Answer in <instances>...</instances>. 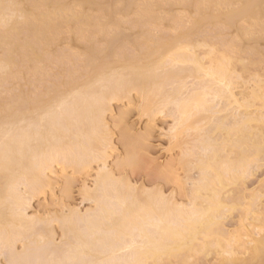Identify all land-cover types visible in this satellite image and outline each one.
Segmentation results:
<instances>
[{"label":"bare ground","instance_id":"bare-ground-1","mask_svg":"<svg viewBox=\"0 0 264 264\" xmlns=\"http://www.w3.org/2000/svg\"><path fill=\"white\" fill-rule=\"evenodd\" d=\"M5 2L8 0H0V4ZM15 2L28 6L29 12L35 11L40 16V21L38 24L22 27L15 37L9 38V46L19 44V48L17 54L8 57V62L13 66L12 71L7 76L0 71V92L7 87L5 95L0 96V257L5 256L4 261L48 264L61 259L106 260L112 256L113 236L130 233L137 218L153 232L155 228L151 226L159 221L174 230L187 226L189 212L187 209L171 206L170 201L174 197L170 192L168 196L163 194L169 201L165 202L158 193H152V188L137 189L129 180L128 173L125 175L122 170L117 171L115 177L110 174L102 175L97 183L94 169L95 172L90 178L91 203L81 194L83 181L81 182L78 189L81 201L90 205L85 210L66 205L65 198L59 207H56V203L51 205L60 208L59 211L53 212L51 209L43 212L46 208L44 207L40 211L43 214L38 213L40 215H29L27 212L30 202L41 196L43 189L53 191L57 184L64 182L63 168L60 175L58 173L60 177L53 175L50 170L45 172L44 167L50 157L55 153H60L62 157L67 156L70 172L73 165L88 160L98 147L97 134L101 125L103 128L109 127L106 118L112 113V103L125 99L131 103L132 93L139 98L140 94L152 95L154 99L159 90L163 89L165 97L171 96L180 101L182 109L191 118V126L195 128L199 125L207 129L203 140L193 133L189 141L185 142L192 149L203 152L208 148L209 138L222 152L226 150L228 153L241 154L250 145L259 148L261 132L258 104L250 117L257 123L246 129L230 131L235 124L234 119L225 126L224 120L229 117H222L215 109L206 113L198 110L195 95L198 88L194 86L198 77L190 68L157 72L155 65L161 55H166L180 41L207 45V52L204 48L198 51L201 56H212L208 61L212 65L219 57L210 50L218 44L217 37L224 33L228 42L236 49L234 67H240L246 62L250 67L260 66L264 54V35L261 33L264 0ZM34 4L82 5L84 14L81 25L85 29L88 14L92 10V15L98 14L101 17L120 13L139 17L148 23L169 24L176 31L164 30L157 37L146 23L139 27L133 24L113 36L105 33L99 43L91 42L81 46L84 49L83 59L74 58L71 62H62L56 68L57 72L56 69L54 71L61 79L52 81L35 71L30 73L26 66L32 62L35 69L34 60L40 53L41 45L48 42L49 32L54 27L52 17L66 15L67 9H33L31 6ZM244 19L250 23L247 29L241 23ZM165 31L168 32L167 35ZM65 39L67 40L66 36ZM71 43L73 47L77 45L75 36ZM5 51V37L0 34V65L5 62ZM252 55L258 56L259 60L253 62V58L251 61L243 58H250ZM64 63L65 66H62ZM21 69H24L23 75H19ZM34 94L38 95V99L33 100ZM137 103H140V99ZM121 116L122 114L119 118ZM113 118L111 125L115 127L117 119ZM29 123L32 124L31 128ZM109 168L111 169L110 165ZM57 178H60L59 182L55 180ZM124 202L127 207L122 208L121 204ZM213 223V218L206 219L204 230L210 231ZM56 229L59 230L58 238ZM258 237L257 233L256 245L244 257L256 261L257 264L264 259Z\"/></svg>","mask_w":264,"mask_h":264},{"label":"snow or ice","instance_id":"snow-or-ice-1","mask_svg":"<svg viewBox=\"0 0 264 264\" xmlns=\"http://www.w3.org/2000/svg\"><path fill=\"white\" fill-rule=\"evenodd\" d=\"M31 7L40 10L52 7L67 9L66 15L52 17L54 27L49 32L48 42L41 45L40 53L34 60L35 69L32 62L26 66L30 73L35 71L49 80L62 62H71L74 58L83 59L84 49L81 46L91 42L99 43L105 33L113 36L133 24L139 27L146 23L157 37L164 30L176 31L169 24L148 23L139 17L120 13L101 17L98 14L92 15V10L88 14L85 29L81 25L84 14L82 5L34 4ZM27 9L28 6L18 4L15 0L0 4V34L5 37L6 46L5 62L0 65V71L5 76L13 67L8 62V57L17 54L19 48V44L9 46V38L15 37L22 27L38 24L40 21V16L35 11L29 12ZM241 23L245 29L250 27L247 19ZM261 33L264 35V19L261 21ZM73 36L78 41L75 47L71 43ZM217 40L218 44L210 51L219 59L212 65L208 63L212 56H201L198 51L204 48L207 52V45L180 41L166 55H161L155 70L168 72L182 67L190 68L198 77L194 85L198 88L195 94L198 110L206 113L215 109L222 117H229L224 120L225 126L234 119L235 124L230 131L246 129L257 123L250 117L258 104L261 132L259 148L250 145L241 154L228 153L226 150L222 152L209 138L208 148L203 152L192 149L185 141L193 133L203 140L207 129L199 125L193 128L191 118L182 109L180 101L171 96L165 97L163 89L159 90L154 99L152 95L140 94L137 110L141 113V119L147 121L140 129L127 128L123 115L117 119L115 127L110 124L108 128H103L101 125L97 134V149L88 160H82L71 167V176H68L70 162L67 156L55 153L50 157L44 167L46 173L50 170L53 175H57L58 168L64 170V182L57 185L61 195L58 198L56 190H53V201L59 207L65 198L72 196L77 184L83 181L81 194L91 203L90 178L93 169H96L94 179L97 183L102 175L110 174L115 177L120 170L125 173L131 170L134 174L146 171L149 181L155 185L151 189L152 193H158L165 202H169L163 196L165 183L172 186L173 197L177 192L180 193L183 199L179 203L172 199L170 204L175 208L188 210L187 226L174 230L159 221L151 226L155 228L153 232L137 218L130 233L113 236L111 258L100 261L61 259L48 264H257L254 260L244 258L256 245L257 233L261 254L264 256V54L258 73L246 63L234 67L236 49L228 42L224 33ZM23 71L21 69L19 75H23ZM36 99L38 95L34 94L33 100ZM160 117L169 121L167 130L164 127L157 129ZM31 127L32 124L29 123V128ZM157 131L160 143H167L164 149L166 155L153 158L150 146L157 144ZM116 136L120 137L125 148L118 155H110V145ZM109 165H112L111 169ZM257 168L262 177L258 201L256 189L250 188L248 183L249 180L255 182ZM121 181L123 182V177ZM128 186L132 187L130 183ZM136 187L139 188L138 185ZM42 194L47 199L48 189H43ZM121 207H127L126 202ZM210 217L214 219L213 227L210 231H205L204 221ZM213 254L216 256L215 260L199 258ZM148 256L151 258H147ZM0 264L20 262L6 260ZM259 264H264V259Z\"/></svg>","mask_w":264,"mask_h":264},{"label":"rangeland","instance_id":"rangeland-1","mask_svg":"<svg viewBox=\"0 0 264 264\" xmlns=\"http://www.w3.org/2000/svg\"><path fill=\"white\" fill-rule=\"evenodd\" d=\"M166 32V31H165ZM167 33L168 32H166L165 33V35H167ZM254 55H252V57H247V56H244L243 58H245V59H250V61H251V59L253 60V62H257L256 60L259 58L258 56L257 57H253ZM75 60V59H74ZM259 60V59H258ZM77 62V63H76ZM65 63H67V62H65ZM65 63H64V65H62V66H65ZM247 63V62H246ZM252 63V62H251ZM75 64H78V61H75ZM61 66V65H60ZM67 66H70V65H67ZM78 66V65H77ZM252 67V66H251ZM59 68V67H58ZM78 68H79V66H78ZM253 68V70L254 71H256L257 73L260 71V66H256V68H255V66H253L252 67ZM56 72H57V69H56ZM56 72H54L55 74H53V78L51 79L52 81H56V80H60L61 79V77H59L60 75L58 74V73H56ZM58 76V79H56L57 78V76ZM56 76V77H55ZM54 79V80H53ZM49 80V79H48ZM5 88H7V87H5ZM2 89L3 91H2V93L0 92V94H2V95H0L1 97H3V95H5V91H6V89ZM1 91V90H0ZM133 94V95H132ZM131 95V98H132V102L131 103H129L126 99L125 100H123L122 102L121 101H117V102H113L112 103V106H111V108H112V113H111V115H107V124H108V126L110 125V124H113V122L112 121H114V120H112V118L114 117V118H116V119H118L119 118V116L122 114L125 118H126V127L127 128H135V129H140L141 128V126L142 125H145L146 123H147V121L146 120H144V119H141V116L139 117V115H141L140 113H139V111H137V105H139V103H137V102H139V97H138V95L137 94H134V93H132ZM137 99V100H136ZM137 103V104H136ZM126 107V108H125ZM133 107V108H132ZM128 108V109H127ZM131 108V109H130ZM136 110H135V109ZM121 111L123 112V113H121ZM125 111V112H124ZM127 113V114H126ZM117 114H119L118 115V117H117ZM112 116V117H111ZM113 118V119H114ZM115 119V120H116ZM112 122V123H111ZM168 125H169V121L167 120V119H165V118H163V117H160L159 118V124L157 125V129H159L160 127H164L165 128V130H167V127H168ZM113 126V125H112ZM121 141V139H120V137L119 136H116L115 137V140L114 141H112V143H111V148H110V151H109V153H110V155L112 154H116V155H118L120 152H122L123 150H124V144H123V142H120ZM186 141H189V139H187ZM185 141V142H186ZM151 147V155H152V157L153 158H160V157H162V156H164V155H166V153H164V149L167 147V143H163V144H161L160 143V141H159V132L157 131V144L156 145H152V146H150ZM114 150V151H113ZM111 167H112V165H110ZM60 170H61V168H58L57 170H56V172H57V175H55L56 177H60L59 175H60ZM93 172H95V170L93 169V171H92V173ZM58 173H59V175H58ZM92 173H91V177L93 176L92 175ZM125 173V172H124ZM123 173V174H124ZM126 173H128L127 175L129 176H127L128 178H129V180L131 181V183L133 184V185H135V186H139V187H144V188H146V189H151V188H153L155 185H153L152 184V182L151 181H149V179H148V174H147V172L145 171L144 173H139V172H137V173H133V172H131V171H129V172H126ZM126 173H125V175H126ZM70 174H72L71 172H70V170L68 171V176H71ZM87 175V174H86ZM55 176H54V178H55ZM262 177L260 176V171H259V168L257 169V172H256V178H255V182L253 183V181L252 180H249V185H250V188H255V189H259V185H260V179H261ZM56 181H58L59 182V180H60V178H59V180H58V178L57 179H55ZM90 181H91V179H90ZM81 182L82 181H80V183L79 184H77V188H75V192L72 194V196L68 199V198H66V205H68V206H70V207H77V208H79L80 210H85L86 208H88V207H90V205L88 204V203H86V202H82L81 201V196L79 195V193H78V189H79V187H80V184H81ZM60 184V183H59ZM58 185V184H57ZM91 185V184H90ZM258 186V187H257ZM57 186L53 189V190H56V194H57V196L59 197L60 196V191H59V189L57 188ZM165 189H166V191H165ZM59 192H58V191ZM173 188H172V186L171 185H169V184H167V183H165L164 185H163V189H162V191H163V194L164 195H166V196H168L170 193L172 194L173 193ZM256 190V191H257ZM259 191V190H258ZM170 192V193H169ZM53 191H48V194H47V199H45V197L44 196H38V197H36V199H34V200H32L31 202H30V208L28 209V214L29 215H31V214H38V213H40V214H43V213H41L42 212V210H43V208L44 207H46V208H44V210H43V212L45 211V210H51V211H56V210H58L59 211V209L60 208H55V206H53V207H51V205H54L55 204V202L53 201ZM51 197V198H50ZM174 199L179 203L183 198H182V196L180 195V193L179 192H177L176 194H175V196H174ZM51 202V203H50ZM54 202V203H53ZM69 202V203H68ZM48 204H50L49 206H48V208H47V205ZM57 207V206H56ZM41 211V212H40ZM40 214H38V215H40ZM237 219H239L238 218V216H237ZM238 221V220H237ZM230 223H231V221H229ZM57 231H56V233H57V238H58V234H59V230L58 229H56ZM17 247L19 248V245H17ZM4 256V255H3ZM213 257H214V255H212ZM202 258H203V256H201ZM201 257H199L200 259H201ZM205 257H206V259H205ZM213 257H207V256H204V258L203 259H205V260H208V259H211V260H215L216 259V257H214L215 259H213ZM2 258V259H1ZM4 260H5V256H4V258L1 256L0 257V262H4Z\"/></svg>","mask_w":264,"mask_h":264}]
</instances>
